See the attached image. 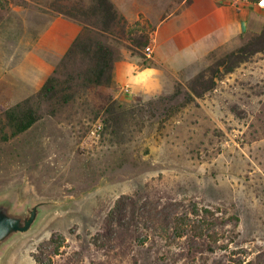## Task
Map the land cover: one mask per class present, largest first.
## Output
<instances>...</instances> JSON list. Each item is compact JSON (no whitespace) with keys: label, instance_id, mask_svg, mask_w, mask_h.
<instances>
[{"label":"rangeland","instance_id":"374dc122","mask_svg":"<svg viewBox=\"0 0 264 264\" xmlns=\"http://www.w3.org/2000/svg\"><path fill=\"white\" fill-rule=\"evenodd\" d=\"M120 1L129 28L150 36L182 0ZM80 2L0 0V113L36 90L12 69L39 28ZM253 41L241 34L167 72L148 95L113 82L126 122L120 142L100 129L108 90L65 106L43 103L30 129L0 141V197L62 203L13 241L0 264H36L53 235L64 239L52 264H264V47ZM108 42L117 59L131 51ZM145 49L131 53L146 65ZM211 81L202 96L192 91ZM118 200L122 216L106 235Z\"/></svg>","mask_w":264,"mask_h":264},{"label":"crops","instance_id":"0c3cea01","mask_svg":"<svg viewBox=\"0 0 264 264\" xmlns=\"http://www.w3.org/2000/svg\"><path fill=\"white\" fill-rule=\"evenodd\" d=\"M128 19L131 18L111 0ZM121 2V1H120ZM264 29V7L247 0H182L178 9L157 23L150 34L152 53L144 63L138 54L123 51L115 61L113 82L117 87H130L133 94L148 95L163 87L164 76L175 73L244 33ZM79 22L56 15L40 28L32 47L25 51L12 69L19 81L33 89L43 86L57 64L79 35ZM154 69L156 78L147 93L136 82L145 70ZM144 79H147L145 77ZM161 90V89H158Z\"/></svg>","mask_w":264,"mask_h":264},{"label":"trees","instance_id":"16d2710c","mask_svg":"<svg viewBox=\"0 0 264 264\" xmlns=\"http://www.w3.org/2000/svg\"><path fill=\"white\" fill-rule=\"evenodd\" d=\"M247 1L256 3L258 0ZM62 14L79 22L82 30L43 86L0 113V141H8L30 129L40 120L44 111L41 110L43 103L65 106L81 93H90L93 89L99 88H104L109 93V96L101 99L100 113L103 112L101 125L104 127L100 126V129H108L114 142L123 140L126 124L124 112L120 110L121 107L110 93L117 55L108 40L115 42L122 40L131 51L140 53L150 43L149 33L145 27L140 33L136 28L130 29L128 20L111 0H86V3L80 2L73 6L72 10L64 11ZM246 34L252 35L254 39L251 45L260 44L264 47V29L260 33ZM202 76L204 75L198 77L196 84L203 81ZM214 85L213 81L210 84L202 82L201 90L192 86V91L196 96H202L203 92L210 90ZM51 112L55 113V110ZM121 203L118 200L108 215L106 235L112 230L113 224L120 221ZM163 217L167 219L168 215L165 214ZM103 235L105 234H99V237ZM63 239L62 236L59 238L53 235L42 244L33 255L35 263L52 264V257L57 255L59 247L63 245ZM50 246H54L53 254L47 252Z\"/></svg>","mask_w":264,"mask_h":264},{"label":"water","instance_id":"95a60500","mask_svg":"<svg viewBox=\"0 0 264 264\" xmlns=\"http://www.w3.org/2000/svg\"><path fill=\"white\" fill-rule=\"evenodd\" d=\"M14 193L0 197V256L16 239L34 231L47 213L62 202H27L19 206Z\"/></svg>","mask_w":264,"mask_h":264},{"label":"clouds","instance_id":"9594fccd","mask_svg":"<svg viewBox=\"0 0 264 264\" xmlns=\"http://www.w3.org/2000/svg\"><path fill=\"white\" fill-rule=\"evenodd\" d=\"M144 74H147L146 77L147 79H143L140 81L136 82V86L144 92H148L151 90L152 86H153V82L156 78V73L154 69H147L145 70Z\"/></svg>","mask_w":264,"mask_h":264},{"label":"built area","instance_id":"2783aa9c","mask_svg":"<svg viewBox=\"0 0 264 264\" xmlns=\"http://www.w3.org/2000/svg\"><path fill=\"white\" fill-rule=\"evenodd\" d=\"M256 3L258 6L264 7V3H262V0H258ZM145 50H146V55L149 57V55L152 53L151 45H148ZM125 90L127 91V89Z\"/></svg>","mask_w":264,"mask_h":264},{"label":"snow or ice","instance_id":"6c2138e0","mask_svg":"<svg viewBox=\"0 0 264 264\" xmlns=\"http://www.w3.org/2000/svg\"><path fill=\"white\" fill-rule=\"evenodd\" d=\"M262 3H264V0H262ZM147 74H142L141 77L138 78L139 79H144L146 77Z\"/></svg>","mask_w":264,"mask_h":264}]
</instances>
